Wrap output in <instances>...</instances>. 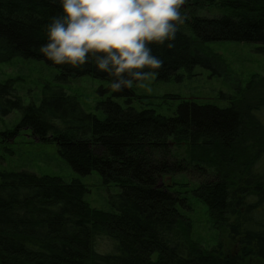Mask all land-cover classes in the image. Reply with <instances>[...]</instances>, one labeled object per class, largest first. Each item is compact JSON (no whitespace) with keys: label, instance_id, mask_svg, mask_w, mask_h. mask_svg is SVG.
Masks as SVG:
<instances>
[{"label":"trees","instance_id":"1","mask_svg":"<svg viewBox=\"0 0 264 264\" xmlns=\"http://www.w3.org/2000/svg\"><path fill=\"white\" fill-rule=\"evenodd\" d=\"M216 2L221 14L197 12ZM182 9L187 19L175 46L152 45L164 60L159 80L212 67L207 43L264 46V0H186ZM60 11L54 0H0V60H43L60 70L61 81L91 75L111 84L113 77L91 62L58 65L38 51L47 40L46 24ZM112 91L127 104L108 97L98 103L105 112L99 118L59 86L46 85L39 104H24L12 80L0 83L2 114L22 112L14 131L52 138L75 171L96 170L120 188L109 211L86 201L80 179L0 173V264H264V106L244 110L237 102L220 106L176 95L177 110L164 115L134 107L133 88ZM182 146L184 156L175 150ZM192 169L205 179L198 178L191 192L226 229L232 248L218 243L206 249L192 238L187 191L178 189L186 184L173 180Z\"/></svg>","mask_w":264,"mask_h":264},{"label":"rangeland","instance_id":"2","mask_svg":"<svg viewBox=\"0 0 264 264\" xmlns=\"http://www.w3.org/2000/svg\"><path fill=\"white\" fill-rule=\"evenodd\" d=\"M223 8L221 3L216 2L203 5L197 12L215 16L221 14ZM203 48L213 59L212 67L197 66L190 73L181 70L179 77L166 81L155 76L151 91L133 86L135 95L132 105L139 110L147 107L164 115H172L180 102V99L173 97L178 95L184 99L212 102L220 106L237 102L244 110L250 105L264 106V46L260 43L211 42ZM59 73L58 68L43 60L21 56L0 60V83L12 80L24 104L32 101L39 104L46 85L63 88L78 99L85 111L99 118L105 117V112L98 108L100 101L112 97L123 105L127 104L126 97H114L108 80L83 75L61 81L57 79ZM260 114L264 122V109ZM21 118L19 109H14L8 115L0 111V173L29 170L39 175L60 176L66 181L80 179L87 187L85 199L92 207L115 210L111 197L120 192L119 186L106 184L96 170L88 174L75 171L61 156L52 138L38 140L27 128L14 131ZM175 150L179 155H185L183 146ZM209 164H204L205 171H209ZM191 171L192 174H177L173 180L186 184L178 189L187 191L188 207L185 213L192 221V238L206 249L218 243L232 248L234 245L226 229L211 214L208 205L191 192L198 178L205 179L197 170Z\"/></svg>","mask_w":264,"mask_h":264},{"label":"clouds","instance_id":"3","mask_svg":"<svg viewBox=\"0 0 264 264\" xmlns=\"http://www.w3.org/2000/svg\"><path fill=\"white\" fill-rule=\"evenodd\" d=\"M61 11L46 24L38 51L55 64L89 62L112 76L111 89L152 90L163 66L152 45L173 48L187 17L186 0H54Z\"/></svg>","mask_w":264,"mask_h":264}]
</instances>
